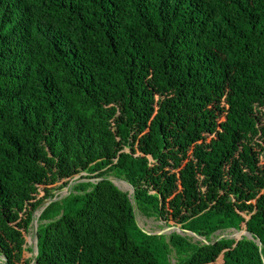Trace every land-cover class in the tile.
<instances>
[{
	"label": "trees",
	"instance_id": "1",
	"mask_svg": "<svg viewBox=\"0 0 264 264\" xmlns=\"http://www.w3.org/2000/svg\"><path fill=\"white\" fill-rule=\"evenodd\" d=\"M136 208L252 239L151 235ZM172 252L264 264V0H0V264Z\"/></svg>",
	"mask_w": 264,
	"mask_h": 264
},
{
	"label": "rangeland",
	"instance_id": "2",
	"mask_svg": "<svg viewBox=\"0 0 264 264\" xmlns=\"http://www.w3.org/2000/svg\"><path fill=\"white\" fill-rule=\"evenodd\" d=\"M82 175H88V174L83 173ZM111 179L114 180L115 184L123 192H127L129 194L134 192V189L127 181L123 179H117L116 177H113V176L111 177ZM76 180H78V178H76ZM92 182H96V181L92 180ZM72 186L73 185L66 187L62 190H56L55 193L58 196V200L69 195ZM42 196H44V192L41 191L40 197ZM135 213H136V220H137L138 227L142 229L143 231H145L146 233L151 234V235H164L166 237H169L171 234L177 233L179 235L189 238L190 241L193 243H201V244H211V243H214L222 239H237L243 236L249 237V234H247L245 230L236 231V230L230 229V230L216 232L214 235H212L211 239L207 241V239L203 237H199L197 235H194L190 232L185 231L184 225L178 224L175 221H165L163 218H159V217H151V218L146 217L141 212H139L137 208H136ZM35 219L38 220V216H36ZM36 223L31 228L30 234L28 236V243L31 246L33 256H35V253H36L35 251L37 247V230L39 227V222L37 221ZM29 256L30 254H27L25 257H29ZM170 260L172 264H178L179 258L175 252H172L170 254ZM0 262H4V259L1 257H0Z\"/></svg>",
	"mask_w": 264,
	"mask_h": 264
},
{
	"label": "water",
	"instance_id": "3",
	"mask_svg": "<svg viewBox=\"0 0 264 264\" xmlns=\"http://www.w3.org/2000/svg\"><path fill=\"white\" fill-rule=\"evenodd\" d=\"M112 183H114L115 184V182H114V180L113 179H109ZM116 185V184H115ZM117 186V185H116ZM118 187V186H117ZM119 188V187H118ZM120 189V188H119ZM121 190V189H120ZM134 195V192L133 193H130L128 196H129V198L131 199V201H132V203H133V205H134V199H133V196ZM51 204V201H45L44 203H42V205L38 208V210H37V213L36 214H38V217H39V215L45 210V208L47 207V206H49ZM135 206V205H134ZM135 212H136V210H135ZM36 214H35V217H36ZM37 222V220L35 219V221H34V223H33V225L35 224ZM249 238L250 239H252V236L251 235H249ZM36 253H35V257L38 255V248L36 247V251H35Z\"/></svg>",
	"mask_w": 264,
	"mask_h": 264
},
{
	"label": "bare ground",
	"instance_id": "4",
	"mask_svg": "<svg viewBox=\"0 0 264 264\" xmlns=\"http://www.w3.org/2000/svg\"><path fill=\"white\" fill-rule=\"evenodd\" d=\"M36 216H38V214L36 215ZM38 221V220H37ZM37 224V223H36Z\"/></svg>",
	"mask_w": 264,
	"mask_h": 264
}]
</instances>
